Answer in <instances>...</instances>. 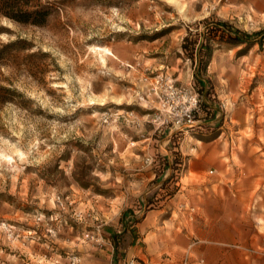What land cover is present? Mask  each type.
<instances>
[{
    "label": "rangeland",
    "instance_id": "1",
    "mask_svg": "<svg viewBox=\"0 0 264 264\" xmlns=\"http://www.w3.org/2000/svg\"><path fill=\"white\" fill-rule=\"evenodd\" d=\"M35 8L50 10L42 26L0 15V264L214 257L197 231L212 224L214 170L196 172L198 151L228 144L230 126L264 144V38L217 23L263 31L264 0ZM136 237L142 260L126 257Z\"/></svg>",
    "mask_w": 264,
    "mask_h": 264
},
{
    "label": "crops",
    "instance_id": "2",
    "mask_svg": "<svg viewBox=\"0 0 264 264\" xmlns=\"http://www.w3.org/2000/svg\"><path fill=\"white\" fill-rule=\"evenodd\" d=\"M229 129L228 144L221 143L220 136L215 140L219 143L198 151L196 161L198 174L214 170L211 183L206 185L209 193L204 192L205 185L203 189L204 198L210 196L213 201L212 224L204 222L197 231L202 248L215 250L216 255L206 257L204 263L189 259L186 264H264V144H238L237 128L230 126ZM238 211L245 213V224L237 223ZM133 240L134 245L126 257L136 255L142 260L139 244L145 238ZM237 244L251 255L225 250ZM112 255L116 256L114 251ZM148 263L153 264L152 261Z\"/></svg>",
    "mask_w": 264,
    "mask_h": 264
},
{
    "label": "trees",
    "instance_id": "3",
    "mask_svg": "<svg viewBox=\"0 0 264 264\" xmlns=\"http://www.w3.org/2000/svg\"><path fill=\"white\" fill-rule=\"evenodd\" d=\"M31 0H0V15L7 17L15 22L42 26L46 23L50 10L46 8H35L30 10ZM28 7V8H27ZM219 28L235 35L240 43L248 42L254 35H262L264 38V30L255 34H248L226 22H218Z\"/></svg>",
    "mask_w": 264,
    "mask_h": 264
},
{
    "label": "built area",
    "instance_id": "4",
    "mask_svg": "<svg viewBox=\"0 0 264 264\" xmlns=\"http://www.w3.org/2000/svg\"><path fill=\"white\" fill-rule=\"evenodd\" d=\"M198 105V102L196 100V98L193 99V102H191L188 106H185L183 111L185 116L188 117L191 121V116L193 115V113L198 109L197 106ZM120 264H139L138 262H136L134 259H131V260H126V261H123L122 263Z\"/></svg>",
    "mask_w": 264,
    "mask_h": 264
},
{
    "label": "bare ground",
    "instance_id": "5",
    "mask_svg": "<svg viewBox=\"0 0 264 264\" xmlns=\"http://www.w3.org/2000/svg\"><path fill=\"white\" fill-rule=\"evenodd\" d=\"M107 54V53H106Z\"/></svg>",
    "mask_w": 264,
    "mask_h": 264
}]
</instances>
